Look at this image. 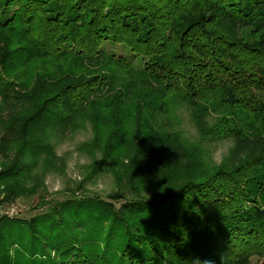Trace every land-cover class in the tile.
Wrapping results in <instances>:
<instances>
[{
	"label": "trees",
	"instance_id": "obj_1",
	"mask_svg": "<svg viewBox=\"0 0 264 264\" xmlns=\"http://www.w3.org/2000/svg\"><path fill=\"white\" fill-rule=\"evenodd\" d=\"M2 101L0 204L43 187H24L18 157L61 163L53 138L86 123L90 177L117 163L150 196L115 213L73 200L81 184L39 192L45 212L0 223V264H264V0H0ZM182 107L201 139L248 150L199 167L174 127ZM165 172L187 180L155 187Z\"/></svg>",
	"mask_w": 264,
	"mask_h": 264
},
{
	"label": "rangeland",
	"instance_id": "obj_2",
	"mask_svg": "<svg viewBox=\"0 0 264 264\" xmlns=\"http://www.w3.org/2000/svg\"><path fill=\"white\" fill-rule=\"evenodd\" d=\"M8 105L5 101L0 102V128L3 127V123L8 119ZM264 116V115H263ZM174 117H177L179 122L178 126H174L178 129L181 135V142L186 148L187 146L198 147V154L200 157L199 167L209 169L213 166L226 161V163H233V159L239 158L238 153L247 151V147L238 145L234 139L223 138L219 140H205V138L200 137V133L195 127L193 120L191 118V111L186 107H182L176 110ZM253 126H257V122H252ZM255 135H262L264 138V122L260 125V130H255ZM92 139V130L89 123L74 133H69L67 135L53 138L54 148L57 152V156L61 163L65 165L62 172L58 171L57 165L61 164L56 159L47 160V164L44 165L43 162L36 165H31L30 159L22 160L23 157L17 158V163L19 166L24 168L22 171L23 179L22 181L24 187L28 190L32 187L33 183L43 184L36 194H20L15 200L5 201L0 204V223H5L7 221H17L26 220L34 216H38L42 212H45L49 208V203L39 205V192L43 193L45 191L48 196L58 198L63 200L65 197L71 194V192H66L68 188H74L81 184V190L74 192V197L72 199H82L86 197L85 195H90L91 198L97 199L99 202L112 201L116 208L115 213L119 212L118 209L127 201H131L135 194L142 195L145 194L150 196V191H139L134 192L138 187L137 181H132L126 183L125 180L120 181L117 179L115 170H119L120 164L115 163L114 169H106L100 172L94 177H90V173L94 166V162L101 159V155L96 152L86 153L81 149L82 145L88 143ZM55 152V153H56ZM119 161V159L117 160ZM99 162V160H98ZM97 164V163H96ZM101 164V163H100ZM17 166L12 167L15 170ZM4 168V167H3ZM96 168H99L97 165ZM2 166L0 165V170ZM187 178L180 179L178 176L170 178L165 172L164 179H159L157 181L151 182L155 187H161L165 190L178 189ZM181 181V182H180ZM161 184V185H160ZM44 188V189H43ZM3 185L0 183V199L4 198V193L2 192ZM56 192H62L57 194ZM121 194H119V193ZM134 192V193H133ZM111 194H116L117 199H108ZM96 196V197H94ZM48 197V198H50ZM88 198V197H86ZM69 199V200H72ZM127 200V201H126ZM29 232L26 231V238ZM253 264H258L256 259L252 260Z\"/></svg>",
	"mask_w": 264,
	"mask_h": 264
}]
</instances>
